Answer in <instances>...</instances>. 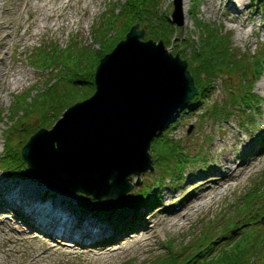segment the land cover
<instances>
[{"label":"rangeland","instance_id":"1","mask_svg":"<svg viewBox=\"0 0 264 264\" xmlns=\"http://www.w3.org/2000/svg\"><path fill=\"white\" fill-rule=\"evenodd\" d=\"M38 2L0 0V156L4 141L15 147L27 131L49 129L64 108L88 97L100 57L133 23L144 29L142 39L151 35L157 40L155 27L147 25V20L167 27L173 9V0L156 4L153 0H69L71 6H58L54 16H47L40 13ZM181 3L182 24L173 23L165 46L187 60L198 88L209 80L198 105L184 114L179 110L152 138L148 148L152 168L128 174L132 187L116 200L110 214L93 197L82 203L74 187L71 192L61 191L33 173L26 178L9 176L0 167V264H22L33 250L48 246L50 251L35 264H157L161 260L168 264L171 257L178 264H200V257L209 260L238 235L244 252L240 264L248 260L264 264V86L259 84L264 77V11L252 0H245L243 8L238 0ZM146 11L153 15L146 16ZM43 18L45 26L35 33ZM7 24L10 29L4 28ZM212 47L227 48L232 61H221L220 53H211L210 57L218 58L211 60L210 53L203 51ZM254 60L260 62L258 75L253 74ZM205 65H214L211 75L198 69ZM247 84L252 95L247 94ZM157 153L163 157L157 158ZM225 159L227 166L246 165L239 179L231 178L218 193L213 189L212 198L207 195L202 199L205 203L201 200L190 208L188 196L213 184L216 178L209 176L219 174L212 170ZM159 176L163 181L156 183ZM12 183L35 189L42 200L61 196V206L75 216L112 220L113 234L101 240L106 241L103 247L117 252L95 256L82 245L34 232L5 196L6 185ZM150 184L157 197L153 204L127 205L135 188ZM174 207L186 214L178 226L161 218L163 208ZM145 221L151 225L148 230L143 228ZM224 232L229 234L226 241L221 236ZM31 235L37 239L30 240ZM208 245L211 252L205 256ZM241 248L233 242L225 251L235 261V251Z\"/></svg>","mask_w":264,"mask_h":264},{"label":"water","instance_id":"2","mask_svg":"<svg viewBox=\"0 0 264 264\" xmlns=\"http://www.w3.org/2000/svg\"><path fill=\"white\" fill-rule=\"evenodd\" d=\"M170 21L182 24L181 0H173ZM137 25L100 57L93 92L64 108L49 129L31 133L20 149L30 171L61 191L121 198L133 184L129 173L152 168V138L197 93L187 60L162 39H142ZM119 179L123 189L110 195Z\"/></svg>","mask_w":264,"mask_h":264},{"label":"bare ground","instance_id":"3","mask_svg":"<svg viewBox=\"0 0 264 264\" xmlns=\"http://www.w3.org/2000/svg\"><path fill=\"white\" fill-rule=\"evenodd\" d=\"M37 1H40L38 2L40 13H43L44 15L46 14L47 16H54V11H58V6L65 8L67 6H71L70 4H72L69 3V0H35L36 3ZM238 1L243 8V5H245V0ZM1 16L2 14L0 13V17ZM55 23L56 22L54 21L53 24ZM43 26H45L44 18L42 19L40 24H36L34 32H38V30ZM4 28L10 29L8 24L4 25ZM3 47L4 46H2V48ZM259 84L264 86V77L261 78ZM221 162L218 164V168H213L212 170V172L219 174H213V176H209V178L211 179L216 178L213 184H208L209 189H204V187L200 192L192 191V193L188 196L187 200H189L190 208L198 205L200 203L198 201H201L203 197L207 195L212 198L213 189L218 190L219 187L228 185L231 178L235 180L239 179V174L246 168V165L239 167L242 163H238L235 168L232 166H227L228 160L226 159ZM121 180L119 179V181L113 182L114 184L111 183L113 185V188L109 193L110 195L114 193L112 192V190L117 189L116 186H120ZM8 186L10 188H8ZM123 186L124 184L118 188L123 189ZM6 187L7 191L5 192V196L8 200H10V207L18 209V211L22 213L27 220H29V226H31L34 232L45 234L46 236L55 238L56 240H66V242L78 246L82 245L84 246L86 252L95 253V256L109 257L117 252V250L103 247L105 246L104 243L106 241L101 240L106 236L113 234L111 225V223H113L112 220H105V222L101 220H92L89 216H84L82 218L75 216L74 214L65 211V206H61V196L54 198V201L42 200L35 189L26 186L24 183L7 184ZM90 187L98 191L102 189L99 186ZM101 191L106 192L107 190L102 189ZM218 192L219 190L217 191V193ZM97 198L98 197L95 198L96 201L98 200ZM95 199L92 198V200ZM202 202L203 200L201 201V203ZM203 203H205V201ZM161 213V218L171 226L181 225L182 219L186 217V214L181 215L176 207L171 209L163 208L161 210ZM149 224L150 223H147L145 221L143 223V228L146 230L150 229L149 226L151 225ZM139 234L142 235L143 233L139 232ZM115 238L117 239L119 237ZM36 239L37 236L34 237L33 235H31L30 240ZM49 251V246L46 248V250H41L38 252L36 250H33V253L29 256L27 261L23 262L22 264H35L44 256H46Z\"/></svg>","mask_w":264,"mask_h":264},{"label":"trees","instance_id":"4","mask_svg":"<svg viewBox=\"0 0 264 264\" xmlns=\"http://www.w3.org/2000/svg\"><path fill=\"white\" fill-rule=\"evenodd\" d=\"M158 0H153V3L156 4ZM252 1H257V3L259 4L261 10L264 11V0H252ZM153 5V4H152ZM154 6V5H153ZM157 7V6H156ZM154 9H156L154 7ZM129 11H131V9H129ZM146 16H151L153 15V13H151L150 11H146L145 12ZM157 15H154V17H156ZM152 19H148L147 20V25H152L154 26V32L157 33V38H161L163 39L164 44L165 43H168L171 36H172V30L174 28L173 26V22H171L169 19L165 22L167 24V27H164V28H160L158 27V25H155L156 22H153L154 20ZM156 20V19H155ZM151 35L148 36V38L150 37ZM123 37V36H122ZM121 37V38H122ZM221 42V40H219ZM226 41V40H225ZM112 47V45H111ZM111 47L109 49H111ZM224 48V47H223ZM202 51V50H201ZM222 51V53H221ZM199 52V51H198ZM197 52V53H198ZM204 53L205 52H208L210 53L209 54V58L212 60L213 58L215 59H218L216 56H212L210 57L212 54L211 53H214V54H217V53H220L218 54V56L220 55H224V57L222 59H220L221 61L225 62V63H230L232 60L228 59V57L231 56V52H229L227 50V48H224L222 50H215V47H212L211 49H208L206 51H203ZM227 55V57L225 56ZM226 59V60H225ZM191 62V61H190ZM192 64V63H191ZM259 64L260 62H257L254 60V69L253 71L255 70L256 72H253L254 75H258L260 69H259ZM194 66V65H193ZM243 67V65H241ZM198 67V66H197ZM233 67V64L232 66ZM194 68V67H193ZM198 69L201 71V72H206L207 75H211L213 72H214V65H205L203 67V69H201L200 67H198ZM212 69V70H210ZM194 76V75H193ZM92 77V74L91 76ZM196 85V84H195ZM209 85V80H205L203 82V84L198 88V86L196 85L197 87V92L195 95H193V97L189 100V102L184 105L182 108H181V112H179V114H184V113H187L189 112L190 109H192V105H198V102H199V97L201 95V93H203V91L206 89V87ZM249 86V88H247ZM247 94L249 95H252L251 93V89H250V84H247ZM93 88V84L91 85V89ZM239 95V94H238ZM234 98H237L234 96ZM34 131V129L32 130H29L27 131V137L25 139H20L17 141V144L14 146H10L9 147V144L6 143V141H4V144H3V152L0 156V167L1 169L9 176H17V177H20V178H26L28 177L29 175L32 174V172L30 171L29 167L27 166V163L26 161L22 158L21 156V153H20V149L22 147V145L26 142L28 136ZM160 139V138H159ZM158 139V140H159ZM156 140H153L152 141V144L155 143ZM156 154V153H155ZM157 158L159 157H163V154H160V153H157L156 155ZM161 174L165 175L164 173L161 172ZM158 181H163L161 176L157 177V179H155V182L158 183ZM158 185V184H157ZM152 186L153 184H150L148 185L147 187H144L143 189H140V188H135L134 189V195L131 196V199L127 202V205H132L133 207L135 208H138L140 205L142 204H145V201H147V205L149 204V206L151 204H153L152 202L156 201L157 200V197H156V193H153L152 191ZM81 196H80V199H81V202L86 204L88 203L92 197L93 198H96L95 196H92V195H87L86 193L80 191L79 193ZM98 200V204L100 205L101 209H103L104 211H108L109 213L107 214H110L112 211H114V209L116 208V200L117 199H107L105 197H102V198H97ZM127 223V222H126ZM125 223V224H126ZM230 230H228L229 232ZM228 232H224L221 236H223V240H225L229 234ZM240 239H241V235L239 236H236L235 240L233 241L234 242V245L237 247V249H240ZM226 241V240H225ZM262 241V240H261ZM223 242V241H222ZM231 242L230 240H227L225 242L226 246H224L222 248V251L221 252H217L216 255L213 256V253H212V256L209 260H204V258L200 257V260H201V263L200 264H216L217 262H219V264H240V261H241V256H243L244 252H243V248H241V251L239 253H237V251H235V258L236 260L233 261L229 254L227 253L228 251H225L227 247H230V245L233 243ZM260 243V242H259ZM212 245H208V246H205L206 249L203 250V253L205 256L208 255V253L211 252V247ZM231 250H233L231 248ZM199 255V253L193 255L194 258H196V256ZM172 258V259H171ZM169 258V263L170 264H178L173 257ZM229 259V260H228ZM168 260V258H167ZM174 260V261H173ZM166 264L167 261L166 260H161L159 261L158 263L159 264ZM157 263V264H158ZM168 263V264H169ZM198 263V262H196ZM184 264H187V262H185ZM199 264V263H198ZM245 264H254L253 260H248V262H246Z\"/></svg>","mask_w":264,"mask_h":264}]
</instances>
